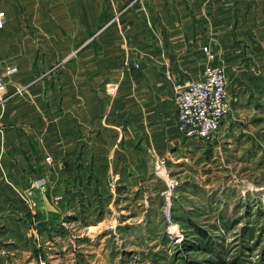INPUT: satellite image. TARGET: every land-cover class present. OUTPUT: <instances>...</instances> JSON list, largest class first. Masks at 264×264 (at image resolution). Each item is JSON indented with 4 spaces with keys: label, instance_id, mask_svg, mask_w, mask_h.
I'll return each instance as SVG.
<instances>
[{
    "label": "crops",
    "instance_id": "obj_1",
    "mask_svg": "<svg viewBox=\"0 0 264 264\" xmlns=\"http://www.w3.org/2000/svg\"><path fill=\"white\" fill-rule=\"evenodd\" d=\"M0 11V72L18 68L0 92V239L31 236L33 207L49 234L112 201L109 182L130 193L151 158L199 143L176 130L174 84L206 64L227 77L223 122L264 141V0H0Z\"/></svg>",
    "mask_w": 264,
    "mask_h": 264
},
{
    "label": "rangeland",
    "instance_id": "obj_2",
    "mask_svg": "<svg viewBox=\"0 0 264 264\" xmlns=\"http://www.w3.org/2000/svg\"><path fill=\"white\" fill-rule=\"evenodd\" d=\"M239 131L222 122L211 140L165 157L163 175L151 158L136 190L60 218L49 234L33 207L41 244L0 239V264H264V141Z\"/></svg>",
    "mask_w": 264,
    "mask_h": 264
},
{
    "label": "built area",
    "instance_id": "obj_3",
    "mask_svg": "<svg viewBox=\"0 0 264 264\" xmlns=\"http://www.w3.org/2000/svg\"><path fill=\"white\" fill-rule=\"evenodd\" d=\"M3 20L4 12L0 11V27L3 25ZM202 49L208 54L207 46H203ZM135 67H138L137 63ZM17 71L15 65H10L3 73L0 72V92L4 89L5 78L15 75ZM174 102L176 105L174 124L182 139L197 142L211 140L219 131L232 106L224 71L217 65L206 64L200 78L176 82ZM44 161L48 165L53 163L50 156H46ZM154 168L157 175H163L166 168L165 157L156 158ZM108 187L115 195L114 183L109 182ZM59 199L60 196L55 197V201ZM114 227V222H110L105 229L113 230Z\"/></svg>",
    "mask_w": 264,
    "mask_h": 264
},
{
    "label": "bare ground",
    "instance_id": "obj_4",
    "mask_svg": "<svg viewBox=\"0 0 264 264\" xmlns=\"http://www.w3.org/2000/svg\"><path fill=\"white\" fill-rule=\"evenodd\" d=\"M174 232V231H173Z\"/></svg>",
    "mask_w": 264,
    "mask_h": 264
}]
</instances>
